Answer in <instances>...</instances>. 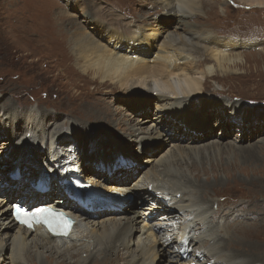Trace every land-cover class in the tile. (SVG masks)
<instances>
[{"label":"bare ground","instance_id":"6f19581e","mask_svg":"<svg viewBox=\"0 0 264 264\" xmlns=\"http://www.w3.org/2000/svg\"><path fill=\"white\" fill-rule=\"evenodd\" d=\"M151 1L155 4L153 15L160 17V22L157 23V21H159L158 19L155 21H149L148 19L146 20V25H143V23L142 25L131 24L134 25V27L136 26V30L130 33L113 26V24L90 16L86 11L88 8H85V14L86 17L91 19L90 21L92 24L88 26L89 31L68 18L65 19L67 23L66 28L63 21L61 23V28L67 30L70 34L69 41L71 42V50L77 59L75 64L79 66L83 74L92 73L104 82L119 83L117 85H120L123 90H119V93H114L122 96L114 94V97L117 102H123L127 105L125 109L130 110L133 107H137L138 111L147 114L150 99L153 96L157 99V109L153 117L157 122L154 123L153 119H150L149 116L146 117L147 119L141 121L137 119V123L141 125L145 122H151L150 126H152V130L150 133L145 134L140 131L136 134L137 129H142L140 125L136 130L130 127V129L125 128L123 130L124 134L135 142L140 153H150L148 155L149 158L145 161L149 164L144 168L146 169L145 177L143 176V179L140 177L141 171L144 172V169L142 170L140 168L143 164L141 165V162L134 159L132 153L131 155L128 154L130 159L133 158L139 163L136 165H131L129 163L125 164L115 173H112V171L108 169V166L111 168L114 164L119 166V163L115 162V160L120 157L118 151L122 148L115 147L116 141L106 144L107 140H101L102 137H100L99 134H103L100 132H97L98 136L88 137L90 129L86 127L81 128L83 130L79 133L78 129L75 128L77 131H72L71 133L73 134L69 136H67L68 133L63 134L62 132H54L52 136H55V139L51 137L46 140L47 142H41L39 140L31 141V139L34 138L31 137L32 135H28L27 139L24 138L19 142V144H23L22 147L28 148V151L22 148L23 151L17 150L12 154H8L10 157L13 154L24 152V155L27 157V161L21 163L20 166V180L18 182L10 180L6 168L5 172L0 176V194L5 196L4 198L0 197V264H23L28 259L32 260V256L38 259V256L40 257L44 252L47 253V255H45L46 259L40 262V264H52L53 260L57 258H59V264H66L69 260H73L75 264H184L187 262V259H184L178 250L181 248V242L185 238L190 240L189 247L193 248L191 253L193 254L194 260L199 261V264L202 262V255H204L203 260L208 258L207 261H209L210 257H216L213 264H250L249 259L245 256L246 260L243 257V259L238 260L236 257L240 256L235 254L237 252H242L243 255H245L246 246H251V243L240 244L244 238L240 240V242L238 240L241 238H238V244L235 249H231L227 245L224 247L221 239L222 234H217V231L213 230L214 225H216L214 220H217V218H215L216 214L220 216L223 208L227 207L231 209L234 202L229 201L223 204L224 200H220L213 204L211 201H208L209 199H205V197L202 196L204 187L213 188L215 187L214 183H218L217 180L211 182L208 178H205V181H200V179L195 178V173L193 172L196 170H200V172L207 171L208 168L205 166V161L207 160L204 161L203 158L198 162V160L190 158L192 156L189 158L181 157V155L184 156V153L187 156H189L190 153L196 152L202 155L205 154L203 149H199V145H201L199 142L214 138V131L216 128L213 126L219 124L227 128L229 126L228 120L230 118H237L238 114H241L239 119H244L247 122L253 120L252 123L254 124V128L246 141H251L262 134L264 135L263 114L252 118L248 115L250 112H243L242 109H240L241 107L233 102L231 105L232 109L222 105L224 109L221 110H219L220 107L218 108L213 104H200L194 102L196 100L195 97L197 98L204 90L203 87L208 79L204 78L206 75L205 70L195 69L193 63L188 64L190 62L188 56L189 52H193L194 54L201 53L203 49L198 45H202L201 47L205 46L206 50L210 51L211 54V56H207L205 59L212 58L220 67V71H228L226 65L231 62L234 63L235 59L233 55H229L228 57V54L224 52L239 51H229L225 50V48L236 47L238 44L241 46L243 41L239 38L228 39L227 37L213 36V33L208 29L199 27L201 24L199 23L201 20V13H199L201 11L200 0ZM238 1L246 5H253L251 7L264 8V0ZM75 3L76 0L70 1L71 5ZM142 11V13L140 12L141 16H144L145 13L147 14L146 10L144 11L142 9ZM193 16L195 19L194 22L187 21V17L190 18ZM194 24L198 25L193 26ZM74 26H76V29L71 30ZM161 27L164 29L167 27L172 29L168 30L166 34L165 32L167 30L164 31ZM59 28L60 26H58V29ZM253 42L254 41L250 40L246 41L247 44H252ZM258 50H264V46L260 47ZM154 55L155 58L152 60ZM206 67L208 72L210 71L209 75L213 76V70L211 69L213 67ZM204 93L206 92L204 91ZM190 97L191 99L188 100ZM183 99L187 100L189 105L186 106L182 104V101H184ZM102 104L103 103L98 107L96 104L92 103V113H95V110H102V112L112 111L111 107L101 106ZM102 107L105 108V110H103ZM189 107L191 108V112L188 111ZM193 112L201 113L200 117H196L192 114ZM30 114L29 112L26 118L28 117L29 120H36L35 118L30 119ZM94 115L102 118V114L99 112ZM106 116H108V119L103 118L105 123H110L112 121L116 123V120L112 119V114H107ZM188 116L191 120L200 125V127L198 126L199 133L193 132L184 124L183 117ZM213 118L215 121L211 123V119ZM132 119L136 118L133 117ZM216 119L218 121H216ZM10 123L11 120L7 122V124ZM192 127L196 128V124L192 125ZM123 132L121 136L125 137V135L123 136ZM154 134L158 136L152 137ZM68 137H74L76 141L73 143L69 142L65 145L64 142L69 141ZM89 138H93V142L85 143ZM107 139H109V137H107ZM110 140L113 139L110 138ZM174 141L177 143H174ZM181 141L188 142L190 146L179 144ZM218 141L223 142L221 138ZM11 142L12 140L9 141V144ZM45 143L49 146L48 155L50 156L48 159L49 165L51 168H54L53 172L51 168L48 170L45 166L46 161L48 162L47 153H45ZM70 144L74 145L70 146ZM33 145L35 148H33ZM82 145H87V150L85 151L84 149V152L81 150ZM95 145L97 147H94ZM159 145H168L171 148V152L174 150L180 153V155H165L166 157L158 159L157 147ZM103 146L106 152L99 158L93 160L95 156L91 153L93 149L102 150ZM212 146H216L214 152H221L220 148L222 145L219 144V142H215ZM65 147H67V150H64ZM247 148L248 149H238L245 155L243 158L247 159L251 164L258 162V152H260L256 149L258 147L252 145ZM262 148H264V144L261 145V149ZM233 150L236 151L235 149ZM73 153L80 154V158L78 156L75 157L80 163L83 174H86V172L94 173L93 177L89 176L91 178L89 182L94 183L96 188L91 190L96 191L97 189H101L106 192L111 191V196L105 193L104 198L99 200L95 199L96 209L100 210L105 205L109 207L113 205L115 206L114 212H117L124 208L122 206L126 204V208L122 209V211L124 213L132 212L131 216L125 215L113 219L112 217H108L112 214V211H106V217H103L104 219L97 222L91 219L93 218L92 213L94 211L85 209L78 203L68 200V196H66L58 182L60 176L58 174L59 170L57 165H59L64 154L73 155ZM178 155L181 157V160L178 159ZM133 159L132 161L135 162ZM168 160L169 162H166ZM182 160L186 165L182 164ZM33 162H35L36 166ZM93 162L98 165L99 171L91 165ZM102 163L103 167L100 168V164ZM160 163L163 164V168L158 170L157 165ZM25 164L29 166L28 170L32 172L39 169L52 172L50 174L51 189L48 193H45V196L49 197L54 193L55 197L52 200H54L55 204L60 208L67 209L71 213H75V216L79 219L76 229L68 237L51 238L41 228H36L34 230L27 229L18 225L12 218L11 204L8 201L9 198L17 197L26 202L43 198L42 195L31 188L30 182H25V173L22 170ZM171 166H174V170ZM212 169L217 171V166H213ZM98 172H100L99 175H95ZM102 173L103 175L106 174V177L102 178ZM118 173H122L119 175L118 184L115 186L108 185L116 178ZM6 179H8V184L10 182L12 184H5ZM191 180L200 185L203 184L202 182L205 183L201 187V190L198 191V195L206 200L204 201V209L200 208L202 204L200 200H197V198H199L196 196L197 194L194 197L191 190L184 188L185 181L193 184ZM179 181L183 183L181 185L184 187L177 186L179 185ZM15 183L17 187H15L14 190L12 187ZM165 194L175 197L173 199V208L177 207L172 211L163 210L162 196ZM122 196L123 198H121ZM135 198H139L140 202L142 200L141 203L145 204L143 208L145 209L144 212L135 208ZM117 200L120 202L119 207L116 205ZM213 205H216V211L211 216V225L207 221L206 217L208 215L206 214ZM107 209L108 208H106V210ZM158 211L161 212V215H158ZM231 211L224 215L230 222L235 218V215ZM102 213H105V211L101 212V214ZM155 213L157 215H155ZM156 216L158 219L151 223V219L155 220ZM106 218L109 219L107 220ZM258 219L259 215L257 214L253 220L256 222ZM110 220L112 221L109 222ZM203 237H205L208 242L212 240L216 243L217 245H215V248L213 247L211 251H207L205 248H197L198 246L195 248L196 242L200 241ZM10 245L11 251L8 253ZM133 245L137 247V250L134 252L132 248ZM174 245H177V247H173ZM70 247L76 250L72 251ZM39 249H42V251H39ZM214 249H217V254L213 251ZM35 251H38V253ZM219 253H226V258L221 260L218 256Z\"/></svg>","mask_w":264,"mask_h":264},{"label":"rangeland","instance_id":"374dc122","mask_svg":"<svg viewBox=\"0 0 264 264\" xmlns=\"http://www.w3.org/2000/svg\"><path fill=\"white\" fill-rule=\"evenodd\" d=\"M70 1L66 0L65 3V0H0V159L2 161H0L2 163L0 164V176L8 165L7 160L18 161V158L9 157V153L12 154L17 150L23 151L22 148L28 151V148L22 147V143L19 144L24 138L27 139L28 135H32L31 137L34 138L31 141L47 142L46 140L51 137L55 139V136H52L54 132L68 133L67 136H69L73 134L71 133L72 131L76 132L77 129L81 133V130H83L81 128L84 127L90 129L88 137L98 136L97 132H100L103 134H99L102 137L101 140H107L106 144L116 141L115 147L122 148L118 151V155H131L132 153L134 159L141 162V165L143 164L140 166L142 170L149 165L145 161L149 158L148 155L150 153H140L135 142L129 136H126L123 130L129 127L136 130V128L141 126L142 129H137L136 134L140 131L145 134L150 133L152 130L151 122H145L143 125L137 122L138 120L147 119L146 117L148 116L153 119L157 109V99L154 96L150 99L147 114L141 113L143 116L136 112L137 109L135 107L130 110L125 109L127 105L123 102H117L114 97V94L119 93V90H123L120 85H117L119 83L104 82L92 73L83 74L79 66L75 64L77 59L71 50L70 34L67 30L61 28V23L63 21L66 28L65 19L68 18L89 31L88 26L92 24L91 19L86 17L85 14V10L88 8L86 11L90 16L113 24V26L130 33L136 30V26L134 27L131 24L142 25L143 23V25H146V20L148 19L149 21L158 19L157 23L160 22L161 18L153 15L155 4L151 0H76V3L71 5ZM251 6L253 5H246L238 0H200L201 11L199 13H201V20L199 23L201 24L199 27L208 29L213 33V36L227 37L228 39L239 38L243 43H241V46L238 44L239 47L234 49V51L237 50L239 52H224L228 54V57L233 55L235 59L234 63L231 62L226 65L228 71H220V67L212 58L205 59V57L211 56L210 51H207L205 46L201 47L202 45L198 44L203 51L196 54L189 52L190 62L188 64L193 63L195 69L205 70L206 75L204 78L208 79L202 93L198 96L195 95L197 96V98L195 97V103L213 104L218 108L220 107L219 110L224 109L222 105L232 109L231 105L235 103L241 107L240 109L243 112H250L248 115L253 118L262 114L264 117V50H258L264 46V8ZM142 9L147 12L144 16H141ZM194 20V16L187 17L189 22H194ZM196 25L198 24L193 26ZM58 26H60L59 29ZM167 28L161 27L164 31L167 30L166 34L168 30L172 29ZM75 29L76 26L71 30ZM248 40L254 41L252 43L254 46L251 43L247 44L246 41ZM154 58L155 55L152 60ZM206 66L213 67L211 68L213 76L209 75L210 71L208 72ZM190 99L191 97L188 98V100ZM183 100L182 104L189 105L187 100ZM92 103L98 107L103 103L101 106L111 107L112 111H106V113L105 111L102 112V110H95V113L99 112L102 114V118L96 117L95 113L91 111L93 109ZM119 105L123 108L121 109ZM188 111L191 112L190 107ZM29 112L31 113L30 119L35 118L36 120L26 118ZM107 114H112V119L116 120V123L114 121L105 123L103 118L108 119ZM192 114L200 117L201 113L193 112ZM237 116V118L228 120L229 126L227 128L219 124L213 126L216 128L214 138L199 142L201 144L199 149H203L205 154L202 155L196 152L187 156L184 153V156L181 155V157L189 158L192 156L190 158L198 160V162L203 158L204 161L207 160L205 161V166L208 168L207 171L200 172V170H196L193 172L195 173V178L200 179V181H205V178H208L211 182L218 181V183H214L215 187L213 188L204 187L202 196L205 199H209L208 201L213 204L220 200H224L223 204L229 201L234 202L231 209L226 207L223 208L220 216L216 214L215 218L218 221L214 220L216 225H214L213 230L217 231V234H222L223 246L226 247L227 245L231 249H235L238 244V238H241L238 240L239 242L244 238L243 243L241 242L240 244L251 243V246H246L245 255L242 252H237L235 255L240 257L236 258L238 260L243 258L246 260L247 258L250 264H264V148L261 149V145L264 144V135L262 134L251 141H246L254 128L253 120L247 122L244 119H239L241 114ZM133 117L136 119H132ZM217 119L216 121H218ZM10 120L11 123L7 124ZM213 121H215L214 118L211 119V123ZM153 122L156 123L157 120L153 119ZM195 124L198 125L197 123ZM198 126L200 127V125ZM122 132L125 137L121 136ZM153 136L158 135L154 134ZM110 138L113 140H110ZM220 138L223 142L218 141ZM10 140L13 141L9 144ZM68 140L64 142L65 145L76 141L74 137H68ZM88 140L85 143L93 142L94 139L89 138ZM215 142H219L222 145L220 153L218 151L214 152L216 146H212V144ZM102 143L105 144L104 142ZM174 143L177 142L174 141ZM179 144L190 146L186 141H181ZM72 145L74 144H70V146ZM252 145L254 147L257 146L258 148L256 149L260 151L258 152L259 161L256 162L257 164H251V162L243 158L245 155L241 150H238L241 148L248 149L247 147ZM45 146V150L48 151L49 146L46 143ZM94 147L97 146L95 145ZM33 148H35L34 145ZM84 149L85 151L87 150V145L81 146L83 152ZM170 149L168 145H159L157 147V158L166 157L165 155H180L174 150L171 152ZM64 150H67V147ZM105 152L104 146L102 150L93 149L91 153L93 155L96 154L93 160L99 158ZM179 155L177 157L181 160ZM75 156L80 158V154H75ZM137 160L136 164L139 163ZM166 162H169V160ZM184 163L182 160V164L186 165ZM213 166H217V171L212 169ZM162 168V163L157 165L158 170ZM171 168L174 170V166H171ZM143 171H141L140 176L142 179L143 176L145 177L146 169ZM99 173L95 175L98 176ZM103 173L102 178L106 177V174L103 175ZM118 178L119 176H116L108 185H117ZM184 183L185 187L181 185L183 183L180 181L177 186L191 190L194 197L197 194L196 196L199 197L197 200H200L202 204L200 208L204 209V201L206 200L198 195V191L201 190L205 183L202 182L203 184L201 185L197 182L192 184L185 181ZM8 201L9 203L11 202L10 200ZM135 203L137 210L145 211L139 198H135ZM122 207H124L122 209H125L126 204ZM122 209L117 212H114V208H108L107 210L104 207L100 210L96 209L92 213L93 218L91 219L97 222L104 219L107 215L106 211H112V214L108 217L113 219L132 215V212L124 213ZM104 211L105 213L101 214ZM215 211L216 205H213L206 214L208 216H205L210 224L211 216ZM230 211L235 215L231 222L224 216ZM257 214L259 219L254 222L253 219ZM155 215L157 214L155 213ZM158 215H161V212ZM106 219L108 220L109 218ZM157 219L158 217L156 216L155 220L151 219L150 222L153 223ZM196 243L195 248L198 246L197 248H205L207 251H211L217 245L212 240L210 242L206 241L205 237ZM9 247L8 253L11 251V245ZM173 247L176 248L177 245ZM132 248L133 252L137 250L135 245ZM70 249L72 251L76 250L75 248L72 249V247ZM39 251H42V249H39ZM213 251L216 254L218 253L217 249ZM35 252L38 253V251ZM45 255H47L46 252L40 257L38 256V259L32 256V260L28 259L23 264H40V262L45 261ZM218 256L221 260L225 259L226 253H219ZM203 258L204 255H202L200 264H213L216 260V257H210L209 261H207L208 258L204 260ZM58 260L59 258L53 260L52 264H59ZM72 261L69 260L66 264H75Z\"/></svg>","mask_w":264,"mask_h":264},{"label":"snow or ice","instance_id":"6c2138e0","mask_svg":"<svg viewBox=\"0 0 264 264\" xmlns=\"http://www.w3.org/2000/svg\"><path fill=\"white\" fill-rule=\"evenodd\" d=\"M17 211L19 212L20 210L17 209ZM46 212H50V210H48V209H38L35 213H31V214H29V213H27V212H24L23 215H24V217H25L26 219H25L23 222L28 223L29 226H31V220L27 219V217H29V215H31L32 217H37V216H40L42 213H46ZM44 222H45V223H48L49 226L52 227V223H51L50 221L45 220ZM68 227H69V225H68L67 222L65 221V222H64V229H65L64 234H67V228H68Z\"/></svg>","mask_w":264,"mask_h":264}]
</instances>
